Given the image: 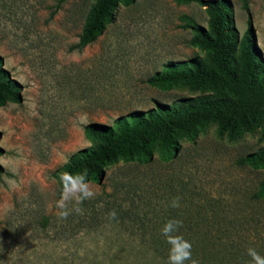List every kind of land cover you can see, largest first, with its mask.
I'll use <instances>...</instances> for the list:
<instances>
[{"label": "rangeland", "instance_id": "rangeland-1", "mask_svg": "<svg viewBox=\"0 0 264 264\" xmlns=\"http://www.w3.org/2000/svg\"><path fill=\"white\" fill-rule=\"evenodd\" d=\"M94 0H0L2 68L21 86V101L0 107V264H166L147 246L166 242L161 228L182 220L180 234L200 264H247L264 256V199H254L264 169L236 164L264 146L259 131L235 139L207 125L177 141L170 160L117 162L92 184L83 214L57 216L50 173L89 146L82 127L200 95L186 86L146 84L170 61L204 57L187 45L185 19L206 27L203 8L175 0L118 4L103 33L81 50L78 40ZM239 36L247 29L242 0H227ZM252 41L264 62V0H246ZM180 198V207L170 206ZM71 207V205H69ZM115 210L116 219L108 213Z\"/></svg>", "mask_w": 264, "mask_h": 264}, {"label": "trees", "instance_id": "trees-1", "mask_svg": "<svg viewBox=\"0 0 264 264\" xmlns=\"http://www.w3.org/2000/svg\"><path fill=\"white\" fill-rule=\"evenodd\" d=\"M66 1L56 0V6ZM130 1L94 0L73 48L81 50L93 43L112 21L117 5H128ZM175 1L203 8L206 27L188 18L184 27L192 33L187 45L202 51L204 57L167 62L163 71L147 78L146 84L161 90L186 86L201 94L179 99L172 105L156 103L145 111H131L118 116L110 125L96 122L84 125L82 134L89 146L71 154L67 164L50 173L59 194V174L63 171L87 167L89 181L99 184L105 167L117 162L147 163L152 151L161 160H170L179 139L192 141L209 124L216 126L218 136L224 135L229 140L256 130L264 138V62L252 41L246 0H242V9L247 29L241 36L233 26L227 0ZM20 101L21 86L2 68L0 58V107ZM236 164L252 170L264 169V146L238 158ZM252 197L264 199V180L258 183ZM147 246L159 250L162 256L168 255L166 242H148ZM198 247L203 250L208 246L192 244L194 258Z\"/></svg>", "mask_w": 264, "mask_h": 264}, {"label": "clouds", "instance_id": "clouds-1", "mask_svg": "<svg viewBox=\"0 0 264 264\" xmlns=\"http://www.w3.org/2000/svg\"><path fill=\"white\" fill-rule=\"evenodd\" d=\"M67 164L68 158H65ZM89 169L84 167L75 172L63 171L59 174L60 199L56 201L55 207L59 210L57 216L67 219L73 213L83 214L81 205L85 200L95 198L97 193L88 179ZM180 198L175 197L170 203L173 208L180 207ZM71 205V207L69 206ZM111 219H116L117 213L112 210L108 213ZM183 222L179 219H169L161 228V235L165 237L169 245L166 264H200V261L192 255V244L180 234ZM250 258L247 264H264V256L252 247L246 252Z\"/></svg>", "mask_w": 264, "mask_h": 264}]
</instances>
